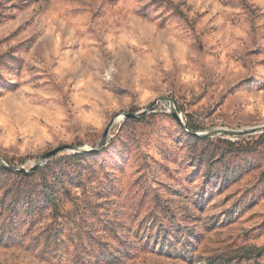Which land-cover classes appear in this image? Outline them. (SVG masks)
<instances>
[{
	"label": "rangeland",
	"instance_id": "obj_1",
	"mask_svg": "<svg viewBox=\"0 0 264 264\" xmlns=\"http://www.w3.org/2000/svg\"><path fill=\"white\" fill-rule=\"evenodd\" d=\"M159 97L254 130L122 114ZM113 117L99 151L0 171V264H264V0H0V158L95 148Z\"/></svg>",
	"mask_w": 264,
	"mask_h": 264
},
{
	"label": "water",
	"instance_id": "obj_2",
	"mask_svg": "<svg viewBox=\"0 0 264 264\" xmlns=\"http://www.w3.org/2000/svg\"><path fill=\"white\" fill-rule=\"evenodd\" d=\"M162 100H166L168 102V105H169V113L174 117V119L183 128H185L187 132H189V133H191L193 135H196V136H206V135H215V134L242 135V134H246V133H249V132H253V130H254V129H250V130L219 129V130H215V131H208V132H205L203 134H198L193 129H191L190 127H187L182 122L180 116L178 115L177 111L175 110V106H174V103H173L172 99L166 98V97H159V98H157L145 110H143L141 112H138V113H128V112H124L122 114L124 115V117H134V118L141 117L142 115L146 114L147 112H150L157 101H162ZM114 118L115 117H113V118L110 119L109 123L107 124V126L105 127V129H104V131H103V133L101 135V139H100L98 145L95 148H78V147H74V146H70V145L55 147L54 149H51V150L45 152L44 154L40 155L38 157L37 162L32 167H30L27 170L24 169L23 167L9 166L1 158H0V165L4 169H7L9 171L30 173V172L34 171L36 168H38L40 165H42L43 163H45L47 160H49L56 153H58L59 151H61L63 149H73L75 152H93V151H99L104 146V144L106 142L107 135H108V131H109L110 126L112 125V123L114 121ZM261 127H264V124Z\"/></svg>",
	"mask_w": 264,
	"mask_h": 264
},
{
	"label": "trees",
	"instance_id": "obj_3",
	"mask_svg": "<svg viewBox=\"0 0 264 264\" xmlns=\"http://www.w3.org/2000/svg\"><path fill=\"white\" fill-rule=\"evenodd\" d=\"M191 128H194L195 129V127H191ZM191 136H193V137H195V138H198L197 136H195V135H191ZM85 155H88L87 153H74L70 158L71 159H80L81 157H83V156H85ZM49 164L48 163H46L45 164V166H48ZM38 170V172H43V170L41 169V168H38V169H36V171ZM0 171H4L5 172V174H8V175H15V176H17V177H22V178H24V179H28V178H30V177H32L34 174H35V172H33V173H30V174H25V173H23V172H11V171H8V170H6V169H4V168H2L1 166H0ZM60 178H62L60 175H58ZM57 177V176H56ZM59 177H57V178H59ZM45 178V176H42V179H44ZM47 183V181H43V183H44V187H48L47 185H46V183ZM50 188H52L51 186H50ZM42 190H44L43 188H42ZM18 194H19V192H18ZM18 194H15L14 196V198H13V201L12 202H10L9 203V209L11 210V211H18V209H17V207H16V205L14 204L19 198H16V197H18ZM24 199H29V201L31 200V196H30V192L29 191H26L25 193H24ZM43 199H44V203L46 204V205H51V204H54V205H56V203H55V198H54V195H53V191L51 190V189H49V191H46V192H44L43 193ZM33 204V203H32ZM45 206V205H44ZM27 211H29V212H32V211H36V208H34V207H32L31 205H29L28 207H27V209H26Z\"/></svg>",
	"mask_w": 264,
	"mask_h": 264
}]
</instances>
